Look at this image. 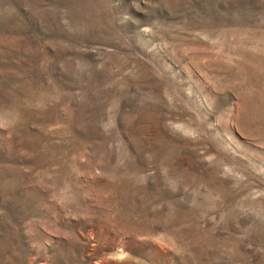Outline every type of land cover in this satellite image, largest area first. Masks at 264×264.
Returning a JSON list of instances; mask_svg holds the SVG:
<instances>
[{
  "label": "rangeland",
  "instance_id": "obj_1",
  "mask_svg": "<svg viewBox=\"0 0 264 264\" xmlns=\"http://www.w3.org/2000/svg\"><path fill=\"white\" fill-rule=\"evenodd\" d=\"M0 264H264V0H0Z\"/></svg>",
  "mask_w": 264,
  "mask_h": 264
}]
</instances>
